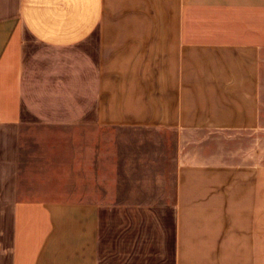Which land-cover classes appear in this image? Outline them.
<instances>
[{
  "label": "crops",
  "instance_id": "crops-1",
  "mask_svg": "<svg viewBox=\"0 0 264 264\" xmlns=\"http://www.w3.org/2000/svg\"><path fill=\"white\" fill-rule=\"evenodd\" d=\"M0 264H264V0H0Z\"/></svg>",
  "mask_w": 264,
  "mask_h": 264
}]
</instances>
